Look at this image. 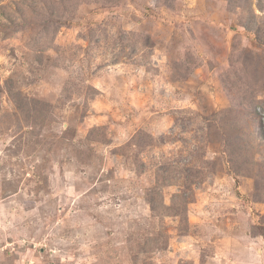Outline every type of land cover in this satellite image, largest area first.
I'll use <instances>...</instances> for the list:
<instances>
[{
	"label": "rangeland",
	"instance_id": "rangeland-1",
	"mask_svg": "<svg viewBox=\"0 0 264 264\" xmlns=\"http://www.w3.org/2000/svg\"><path fill=\"white\" fill-rule=\"evenodd\" d=\"M259 124L264 0H0V264H264Z\"/></svg>",
	"mask_w": 264,
	"mask_h": 264
},
{
	"label": "trees",
	"instance_id": "trees-1",
	"mask_svg": "<svg viewBox=\"0 0 264 264\" xmlns=\"http://www.w3.org/2000/svg\"><path fill=\"white\" fill-rule=\"evenodd\" d=\"M258 123H261V122L258 121ZM258 130H259V133L262 134L260 132V130H261L260 124H259V129ZM262 136L264 137V133L262 134ZM148 203L151 206V201H148ZM256 230H257L258 236H260L263 239V242H264V224L259 226V227H256Z\"/></svg>",
	"mask_w": 264,
	"mask_h": 264
}]
</instances>
